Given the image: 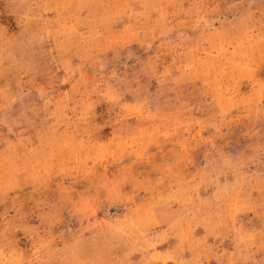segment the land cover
Masks as SVG:
<instances>
[{"label":"rangeland","instance_id":"374dc122","mask_svg":"<svg viewBox=\"0 0 264 264\" xmlns=\"http://www.w3.org/2000/svg\"><path fill=\"white\" fill-rule=\"evenodd\" d=\"M0 264H264V0H0Z\"/></svg>","mask_w":264,"mask_h":264}]
</instances>
